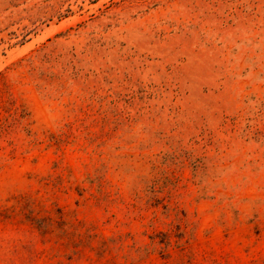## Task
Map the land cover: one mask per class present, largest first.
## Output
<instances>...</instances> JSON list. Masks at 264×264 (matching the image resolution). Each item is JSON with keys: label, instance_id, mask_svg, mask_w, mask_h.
I'll list each match as a JSON object with an SVG mask.
<instances>
[{"label": "rangeland", "instance_id": "obj_1", "mask_svg": "<svg viewBox=\"0 0 264 264\" xmlns=\"http://www.w3.org/2000/svg\"><path fill=\"white\" fill-rule=\"evenodd\" d=\"M0 264H264V0H0Z\"/></svg>", "mask_w": 264, "mask_h": 264}]
</instances>
